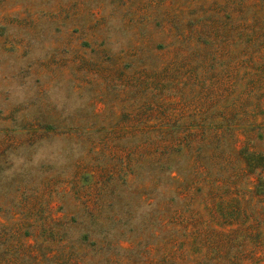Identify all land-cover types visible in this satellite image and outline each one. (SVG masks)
<instances>
[{
	"label": "rangeland",
	"instance_id": "1",
	"mask_svg": "<svg viewBox=\"0 0 264 264\" xmlns=\"http://www.w3.org/2000/svg\"><path fill=\"white\" fill-rule=\"evenodd\" d=\"M0 264H264V0H0Z\"/></svg>",
	"mask_w": 264,
	"mask_h": 264
}]
</instances>
